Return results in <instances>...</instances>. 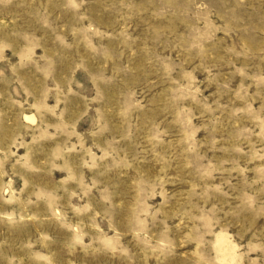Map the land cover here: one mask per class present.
I'll use <instances>...</instances> for the list:
<instances>
[{
	"label": "rangeland",
	"instance_id": "rangeland-1",
	"mask_svg": "<svg viewBox=\"0 0 264 264\" xmlns=\"http://www.w3.org/2000/svg\"><path fill=\"white\" fill-rule=\"evenodd\" d=\"M0 264H264V0H0Z\"/></svg>",
	"mask_w": 264,
	"mask_h": 264
}]
</instances>
